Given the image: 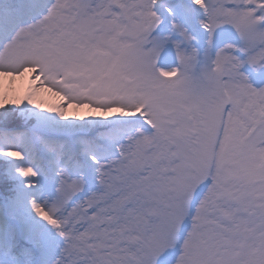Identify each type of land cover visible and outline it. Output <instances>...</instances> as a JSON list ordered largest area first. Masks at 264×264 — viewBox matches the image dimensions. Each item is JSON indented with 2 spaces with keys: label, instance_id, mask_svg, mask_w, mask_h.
<instances>
[{
  "label": "snow or ice",
  "instance_id": "1",
  "mask_svg": "<svg viewBox=\"0 0 264 264\" xmlns=\"http://www.w3.org/2000/svg\"><path fill=\"white\" fill-rule=\"evenodd\" d=\"M0 264H264V0H0Z\"/></svg>",
  "mask_w": 264,
  "mask_h": 264
}]
</instances>
